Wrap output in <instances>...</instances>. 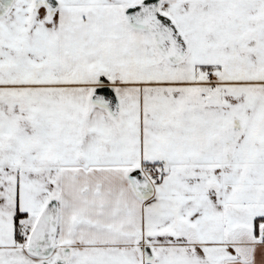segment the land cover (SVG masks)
I'll list each match as a JSON object with an SVG mask.
<instances>
[{"label":"snow or ice","instance_id":"snow-or-ice-1","mask_svg":"<svg viewBox=\"0 0 264 264\" xmlns=\"http://www.w3.org/2000/svg\"><path fill=\"white\" fill-rule=\"evenodd\" d=\"M0 264H264V0H0Z\"/></svg>","mask_w":264,"mask_h":264}]
</instances>
